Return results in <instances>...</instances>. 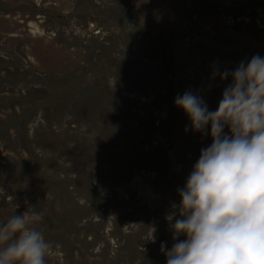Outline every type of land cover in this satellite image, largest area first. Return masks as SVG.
Here are the masks:
<instances>
[{"label":"rangeland","instance_id":"1","mask_svg":"<svg viewBox=\"0 0 264 264\" xmlns=\"http://www.w3.org/2000/svg\"><path fill=\"white\" fill-rule=\"evenodd\" d=\"M256 53L264 0H0V221L36 207L47 264H165V217L211 143L174 97L214 110V63Z\"/></svg>","mask_w":264,"mask_h":264},{"label":"clouds","instance_id":"2","mask_svg":"<svg viewBox=\"0 0 264 264\" xmlns=\"http://www.w3.org/2000/svg\"><path fill=\"white\" fill-rule=\"evenodd\" d=\"M217 77L230 82L214 110L199 90L174 97L188 118L185 130L211 143L200 149L165 217L173 240L171 247L161 242L165 264H264V55L233 69L214 63L211 79ZM30 208L0 221V264H47L52 244L35 226L41 212Z\"/></svg>","mask_w":264,"mask_h":264},{"label":"water","instance_id":"3","mask_svg":"<svg viewBox=\"0 0 264 264\" xmlns=\"http://www.w3.org/2000/svg\"><path fill=\"white\" fill-rule=\"evenodd\" d=\"M53 17H54L56 22H59V23H61L63 25H67L68 24V19L65 16H63V15H59V16L58 15H53Z\"/></svg>","mask_w":264,"mask_h":264}]
</instances>
